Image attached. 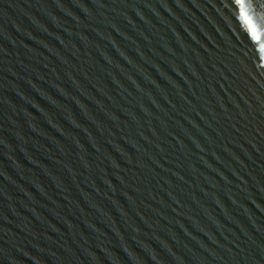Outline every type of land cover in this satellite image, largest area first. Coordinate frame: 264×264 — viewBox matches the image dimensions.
<instances>
[{
	"label": "water",
	"instance_id": "1",
	"mask_svg": "<svg viewBox=\"0 0 264 264\" xmlns=\"http://www.w3.org/2000/svg\"><path fill=\"white\" fill-rule=\"evenodd\" d=\"M260 57L235 0H0V264H264Z\"/></svg>",
	"mask_w": 264,
	"mask_h": 264
},
{
	"label": "snow or ice",
	"instance_id": "2",
	"mask_svg": "<svg viewBox=\"0 0 264 264\" xmlns=\"http://www.w3.org/2000/svg\"><path fill=\"white\" fill-rule=\"evenodd\" d=\"M235 4L240 9L241 19H243L246 22L248 26V32L251 35L252 40L259 44V50L261 52L260 59L262 65H264V44H260L261 34L259 30L255 27V25L252 23L251 18L247 15V12L244 7V0H235Z\"/></svg>",
	"mask_w": 264,
	"mask_h": 264
}]
</instances>
